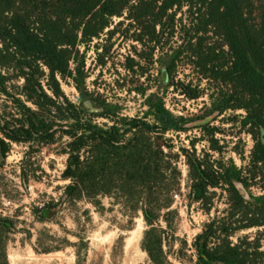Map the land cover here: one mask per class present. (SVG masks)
I'll use <instances>...</instances> for the list:
<instances>
[{
    "label": "trees",
    "instance_id": "16d2710c",
    "mask_svg": "<svg viewBox=\"0 0 264 264\" xmlns=\"http://www.w3.org/2000/svg\"><path fill=\"white\" fill-rule=\"evenodd\" d=\"M184 6L191 20L168 69L174 73L179 61L194 67L196 82L173 80L188 99L207 93L221 112L244 110L233 119L242 117L254 143L248 158L244 146L232 150L243 164L227 155L229 145L218 136L224 128L212 117L175 114L160 96L145 115H129L101 97L91 98L92 106L84 95L75 101L64 89L71 78L83 91V48L105 33L113 38L123 25L136 42L126 68L144 69ZM196 119H202L196 121L202 135L177 146L171 132H188ZM15 143L40 150L60 145L68 181L62 202L85 198L103 205L109 196L134 215L142 212L148 225L143 248L154 264H175L165 236L180 215L174 204L185 156L189 205L213 215L194 239L195 264H264V0H0L1 163ZM61 203L37 214L46 218V208ZM14 225L0 217V264H11L7 230Z\"/></svg>",
    "mask_w": 264,
    "mask_h": 264
},
{
    "label": "rangeland",
    "instance_id": "374dc122",
    "mask_svg": "<svg viewBox=\"0 0 264 264\" xmlns=\"http://www.w3.org/2000/svg\"><path fill=\"white\" fill-rule=\"evenodd\" d=\"M190 13L188 6L178 11L177 26L165 30L164 41L159 44L154 61L144 69L137 68L136 72L126 68L128 55L134 54L136 43L126 25L121 26L111 39L107 33L103 34L83 48L86 51L83 91L75 87L71 78L63 82L64 89L75 101L84 95L92 106L91 98L101 97L129 115H145L150 100L160 96L166 98L175 114L202 119L212 117L215 125L224 128V133L218 136L229 145L227 155L236 156L238 163L243 164L244 160L232 150L244 146L248 158L254 143L252 136L241 126L242 117L233 119L234 114H244V110L221 112L215 109L207 93L198 99H188L179 89L181 83L178 87L173 80L187 82L194 79L196 82L194 67L179 61L174 73L168 69L183 43V25L191 20ZM208 85L204 80L202 87ZM198 120L192 122L188 132H171L177 139V146L182 142L189 144L193 137L202 135ZM66 161L67 155L61 152L58 144L40 150L15 143L6 160L0 162V217H10L15 222L7 230L11 264H154L143 248L148 225L142 212L134 215L125 204L109 196L103 197V205L85 198L62 202L68 182L62 178ZM180 167L183 187L174 204L180 215L174 219L172 229L167 230L165 245L175 264H195L194 239L202 231L204 222L213 215L206 213L198 203L189 205L190 179L185 156H181ZM24 168L30 177L27 185L23 182ZM222 200L221 196L219 205L224 208ZM49 203L61 204L52 218L40 217L37 209ZM162 223L166 227L165 221ZM131 236L132 243L128 246L127 240ZM178 252L182 259L178 258Z\"/></svg>",
    "mask_w": 264,
    "mask_h": 264
},
{
    "label": "flooded vegetation",
    "instance_id": "af4514ba",
    "mask_svg": "<svg viewBox=\"0 0 264 264\" xmlns=\"http://www.w3.org/2000/svg\"><path fill=\"white\" fill-rule=\"evenodd\" d=\"M56 210H57V208H46V211L51 212L50 215H48V212H47L46 218H52L55 215Z\"/></svg>",
    "mask_w": 264,
    "mask_h": 264
},
{
    "label": "bare ground",
    "instance_id": "6f19581e",
    "mask_svg": "<svg viewBox=\"0 0 264 264\" xmlns=\"http://www.w3.org/2000/svg\"><path fill=\"white\" fill-rule=\"evenodd\" d=\"M127 242H128V246H130L132 243V236L127 240Z\"/></svg>",
    "mask_w": 264,
    "mask_h": 264
},
{
    "label": "water",
    "instance_id": "95a60500",
    "mask_svg": "<svg viewBox=\"0 0 264 264\" xmlns=\"http://www.w3.org/2000/svg\"><path fill=\"white\" fill-rule=\"evenodd\" d=\"M50 214H51V212L49 211V212H48V215H50Z\"/></svg>",
    "mask_w": 264,
    "mask_h": 264
}]
</instances>
